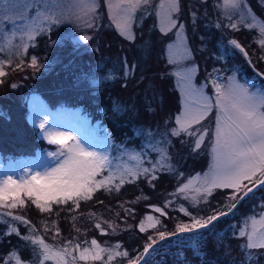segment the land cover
<instances>
[{
    "label": "rangeland",
    "instance_id": "374dc122",
    "mask_svg": "<svg viewBox=\"0 0 264 264\" xmlns=\"http://www.w3.org/2000/svg\"><path fill=\"white\" fill-rule=\"evenodd\" d=\"M95 2L97 7L91 16H82L80 19H77L76 16L78 14V9L76 7V0H33V3L37 5L38 10L41 13L58 17L61 22L49 25L47 21H42L41 18H37V7H33L28 12L25 20H17L15 24L7 22L0 23V66H2L4 72V75L0 76V87H2L0 95H6L11 98V96H18L19 93H23L22 97L28 105V120L36 129V133L39 134L41 139H44L45 142V146H41L40 149L35 151L34 157L32 158H18L9 162H1L0 178H6L10 175L14 179L20 180L25 172L31 171L32 174H35V172L38 171L42 172L45 167L55 166V158L50 156L49 153L52 151H58L59 146L50 144L47 137V132L49 131L48 129H51L49 128V124L51 122V116L53 115L50 117L45 115L40 119L37 112L33 108L35 103L41 108H44L45 106V102L36 92L42 85L40 79L35 80V82L30 81V90L23 91L21 87L22 83L19 88L17 86L18 81L20 80L21 82L22 76L19 77L17 74L14 76L8 75L10 72H14L19 69L15 66L17 63L19 66L21 63L25 65L29 61L33 67H36L39 64H51L52 66L64 64L61 62L62 59H60L61 55L63 56L62 51L61 54H56L53 60L48 63H44L48 60L47 58L42 59L43 56H37L34 52H31L35 47H38L41 42L44 44V46H42L43 49L50 48L52 50V48L57 44L61 46L66 42L72 44L73 48H82L87 47V45H90V43L98 39L109 41L112 36L109 34L114 32L118 33L122 37V40L127 44L128 48L136 46L135 48L138 49L137 45L140 46L141 44L138 43L134 45L138 36L137 31L139 28L141 30L145 29L146 23L150 21V35L151 30L157 31V34L159 35L158 39L163 42L162 44L164 47L159 50L163 55V59H165L164 63L167 62L169 65L168 71L175 77L176 86L181 95V107L174 115L167 116L165 120L162 121L161 124L156 125L155 128L151 130H142L141 128L137 129L136 134L140 136V144H131L127 140L122 141V138L117 135H113L111 133L112 130L108 128V125L104 123V119L102 118L93 122L91 117L84 114L80 108L68 110V117L80 123L85 133L88 132V134L92 136L95 141L102 142V144L98 146L102 150L101 153L107 154L109 159L112 161L113 171L116 173L117 179L110 191L98 189L95 193H93L90 200L80 201L79 207L70 201L68 204L64 205L54 204L51 211L46 213L40 211L31 201L26 200L25 205L21 208L5 210L12 211L14 216H23L29 223L21 224L20 222L12 221L11 218L7 216L0 217V264H5V261H7V264H15V259H8L13 252H16L21 257L24 264H35L32 261H27L23 258L25 257L22 252L23 241H20V239L21 236H23V232L21 230L25 227L29 233H32L31 235L43 237L45 243L52 246L53 252L67 246L71 251V255L67 256L65 259L71 261L72 257L75 256L77 259L74 264H96L97 261H85L79 259V254L82 249L94 247L91 244L92 240H96L97 244L102 248L114 249L117 252L126 251L129 253L128 257L114 256V258L109 262L108 253L105 252L102 253L103 259L99 260L100 262L102 261L105 264L124 262L125 264H128L131 252L124 248L122 244L102 241L99 235H91V229L94 228V223L95 225H100L99 228L102 232L105 231V229H103L104 225L115 231V233L122 231L124 227L120 226L117 214L114 212L115 217L112 218L109 216L105 208H88L86 206H89L92 200L102 194H107L111 197L116 194L124 195L130 188L138 187L142 184H147L148 188H138L137 195L131 196L129 199L123 197L119 205L120 207L133 211L132 208H129V206L126 205L129 204L132 207H135L137 211L143 212L140 217V223L144 224V226H149L150 222L147 219L149 216L158 219L161 223V217L163 214L166 215L169 214V212L175 213V210H177L180 215H186L185 221L182 220L183 218L180 219L181 224H190L192 222V217L197 219L201 218L202 212L198 211L200 208H210L214 206V202L216 204L221 203V201L217 199L219 189L214 190L212 194L207 197L206 202L203 198V193L197 194L195 192V189L202 187V184L194 178L199 176L202 180L205 174L209 173V170L212 167L213 158L211 145L208 137H205L204 143L197 149L194 146L195 137L189 136L185 133H181L179 136L173 135L172 130L179 128V125L176 123V117L184 113L186 105L194 106L197 101L200 100V95L196 94L197 90H199L202 95L212 97L214 103L215 88L212 85L213 80L224 84L227 82V77L235 76L238 83L248 86L251 91L259 90L261 93H264L263 87L259 85L252 86L249 82L243 80L237 71H232L229 74L221 72L214 75L210 81L198 83L196 80L198 76L197 59L195 58L193 49L189 43L188 27L184 21L182 24H179V12L171 13L172 18L176 20L177 26L171 30H167V21L164 18L168 15L170 0H149L147 4H141V6L133 13L131 30L127 34L121 33V31L116 27V21L113 19V13L109 9V0H95ZM113 2H115V0H113ZM193 2L198 5L195 8L192 7L191 9V6H189V12H192L193 21L197 17L198 21L202 22L203 20L204 23L208 21L216 25L219 24V27L221 28L220 30L225 33L224 36L229 35V31H235L237 29H245V31L252 33L253 38L250 40V54L248 53L245 44L239 41L236 36H230L228 39L229 42L226 46H224V48L227 50L229 57L231 56L241 63H244L245 60L247 61L251 70L254 69L255 71V74L251 75L253 78L260 79L264 76L260 74L261 71L259 72V69L256 66L258 59L260 61H264V46L259 43L260 39H264V36L260 33L259 27L261 24H264V0H239L240 7L238 9L225 8L224 0H192L191 4ZM252 2H255L257 6H254ZM161 3L165 4L164 8L160 7ZM201 4L204 7L208 6V9L202 7ZM10 7L11 5L8 3L0 2V10L7 11ZM179 8L181 9V0H179ZM0 14H2V12H0ZM106 14L111 19V22L104 20ZM32 21H35V25L42 30L35 32L33 34V38L29 40L25 34L27 31L25 25ZM232 23L237 25L235 29L230 27V24ZM248 24H255L256 27L249 28L247 27ZM181 26H183V28H181ZM196 29L197 25L195 26V30ZM13 30H15L14 35ZM84 36H88L90 39L85 41L83 39ZM149 36L145 40H148ZM232 40L237 41L247 51L248 55L245 56L239 48H236L233 44H231L230 41ZM143 47L142 50L144 51L140 54L138 53V50L126 51L131 54L130 57L135 59L142 55V53L146 58L150 57L147 55L155 53L153 45L149 41H147ZM185 49L190 52V55L186 59L180 60L178 63H172L171 61L176 59L175 54L177 51L183 52ZM67 55L69 56L71 53L68 52ZM158 56L160 57L161 55L159 53L154 55L155 58ZM222 57H226L225 52H223ZM33 58L36 60L35 65L32 64ZM53 62L54 64H52ZM145 67L148 68V64L142 66L141 69H145ZM108 70L101 74V77L97 78L96 81L101 82L103 80H107L108 78L111 79L113 76L120 75L123 71L127 72V74H132L134 73L135 65L133 64L131 69L125 66V68L121 69V73L120 70L116 73H114L113 70ZM177 72H179L180 75H177ZM248 72L250 73V71ZM28 77L29 78L27 79L33 80L31 79L33 78L32 76L28 75ZM22 82H24V86L28 84L24 80H22ZM114 108L124 110L118 102L114 105ZM49 109L53 110L51 108ZM60 109L58 108L55 111L58 112ZM216 114L217 109L213 108V111L209 113L208 117L205 118V121H201V125L204 127H208L210 125L214 129V118ZM42 122H46L43 129L40 128V123ZM112 123H114V121ZM117 126L119 127L120 125ZM199 127L200 125H192L193 129H198ZM54 129L56 128H53V130ZM56 131H58V129H56ZM59 131L61 132V127ZM149 133H151V135H149ZM88 134L82 135H86L88 137ZM79 136L80 134L76 133V140H79L89 151H93V148H90L89 141L85 140L83 136L82 138H78ZM66 142L72 143V141ZM153 148L160 149V151H153ZM133 157H137V159H133ZM153 166H155L154 172L150 171L147 175L143 173V168H152ZM129 168L139 170L140 174L136 176L125 175V183L120 186L119 190H116L115 183H119L120 174ZM107 174L108 171L106 169L104 175ZM163 176L171 178V181H173L171 182L172 185L167 184V186L164 187L156 186V182ZM100 178V176L97 177V179ZM189 180H193V184L190 188L184 193L179 192V188L183 187L184 184H187ZM260 187L261 186L258 185L248 195V208L251 207V210L248 211V208H246L243 210L247 211L245 215L236 216V214L240 211L239 209L235 212V214L229 216L225 231L222 232V234L227 232L232 235L229 242V248L237 252H242L245 255H249L250 253L258 255L264 251V249H248L246 247H241L242 245H246L247 237L239 236V230L244 226L246 221L250 227V217L255 216L258 220L260 215L264 214V198L258 196L260 194L258 192ZM223 190H226L228 195H230L233 191L232 189ZM197 200L199 203L196 202ZM221 200H224V206L227 207L230 203H232L228 197H224ZM241 200H239V202ZM239 202H237V204ZM245 203H247V200ZM82 206L86 207L88 210L86 216L70 219L67 216H60V213L56 212L59 209H67V207H70L71 211L77 210ZM181 208H184L185 211H181ZM157 209H159V211H157ZM30 210L33 212V216H31ZM45 215H50V218H47ZM231 217L235 219L231 220ZM94 219L95 222L91 225V222ZM72 224H77L80 231L68 229V234L65 233V238L69 236L70 231H74L77 237L76 241L72 242L67 240L64 243L56 242L59 241V239H56L55 236L57 234L62 235V230H65ZM11 227H16L19 235H5ZM83 228L86 230L84 231ZM46 239L48 242H51V244L48 243ZM77 244L80 245V248L78 249L74 248ZM40 254H42V249ZM41 260L45 261L43 259V254ZM149 260H151V258H149ZM51 261L52 264H57L56 260Z\"/></svg>",
    "mask_w": 264,
    "mask_h": 264
},
{
    "label": "trees",
    "instance_id": "16d2710c",
    "mask_svg": "<svg viewBox=\"0 0 264 264\" xmlns=\"http://www.w3.org/2000/svg\"><path fill=\"white\" fill-rule=\"evenodd\" d=\"M191 2L192 0H181L178 21L179 24H182L184 21L188 27L189 43L198 63L197 82L210 81L218 73L224 72L225 74H229L232 71H237L243 80L253 78L251 75H254L255 71L254 69L251 70L247 61L245 60L244 63H241L237 59L229 57L227 50L224 48L229 42L230 36H236L239 41L245 44L250 54L252 33L245 31V29H237L229 31L230 34L224 36L225 33L214 23L208 21L204 23L203 20L202 22L198 21L197 17L193 21L192 12H189V6H191V9L198 5L195 2L191 4ZM252 3L254 6H257L255 2ZM201 6L204 7L202 4ZM204 8L208 9V6ZM104 20L111 22L107 14ZM150 25L151 22L148 21L145 29H138L137 40L134 44L140 43L143 47L149 41L153 45L155 53L147 55L150 56L148 58L143 53L136 59L130 57L131 54L127 53L126 50H138L140 54L144 51L141 45H137L138 49L135 48L136 46L128 48L118 33L111 32L109 35L112 36L109 41L98 39L87 45V47L82 48H73L72 44L66 42L61 46L57 44L52 50L50 48L43 49L42 46L44 44L41 42L31 52H34L37 56H43L42 59L47 58L48 60L44 63H48L53 60L56 54H61L62 51L63 56L61 55L60 59H62L61 62L64 64H57L56 66L39 64L36 68L31 66L29 61L25 65L21 63L18 66L17 63L15 66L19 69L10 72L8 75L14 76L17 74L19 77L22 76L21 82L19 80L17 86L19 88L22 83L21 87L23 91L30 90V81L35 82V80L40 79L42 85L37 89L38 91H34L40 94L51 108L64 106L78 107L84 114L89 115L93 122L100 118L104 119V123L112 130L111 133L122 138V141L127 140L131 144H140V136L136 134L137 129L151 130L156 125L161 124L167 116L174 115L181 107V95L176 86L175 77L168 71L169 65L167 62L164 63L165 59H163V55L159 50L164 47L163 42L158 39L159 35L157 31L151 30L150 35ZM196 25L197 29L195 30ZM148 36V40H145ZM68 52L71 55L68 56ZM223 52L226 53L225 58L222 57ZM156 53H159L161 56L155 58L154 55ZM133 64L135 65L134 73L127 75H125V71L121 73L122 68L127 66L131 69ZM147 64L148 68L141 69L142 66ZM256 66L259 72L264 73V61L258 59ZM108 69L113 70L114 73L120 70L121 74L113 76L111 79L108 78L107 80L97 82L96 79L100 78L101 74L105 73ZM27 74L32 76L33 78L31 79L33 80L27 79L29 78ZM22 80L28 84L24 86ZM254 80L255 84L257 83L264 88V76L260 79L254 78ZM1 90L2 87H0V92ZM22 95L23 93H19L18 96H11V98L6 95H0V160H7L11 157H27L33 155L41 146H45L44 140L36 133V129L28 120V105ZM117 102L124 110L114 108ZM113 121L114 123H112ZM117 125L120 126L118 127ZM171 182H173L171 178L163 176L156 182V186L164 187L167 184L172 185ZM141 187L148 188V185L142 184L141 186L130 188L124 195L116 194L111 197L107 194H102L92 200L91 204L86 207L105 208L112 218L115 217V212L120 226L124 228L122 231L115 233V231L104 225L103 229L105 231L102 232L95 225L94 219L91 222V225L94 223L91 235H99L102 241L122 244L124 248L131 252V259H135L139 254L141 256L144 253V247L152 240H156V244L153 245L147 255L143 256L140 264H264V251L258 255L250 253L249 255H252L253 259L249 261L247 259L249 255L229 248L232 235L227 232L222 234L225 231L229 216L235 214L239 209L240 211L236 216H243L247 213V211L243 210L248 208V196L244 197L236 205V208L229 212L228 207L224 206V200H221L224 197L227 198L229 195L226 190L219 189L217 199L221 203L216 204L214 202V206L206 209L200 208L198 211L202 212V217H207L214 212L220 211L227 213V215L220 217L206 229L180 233L178 225L181 224V218H183V221L186 220V215H180L175 210V213L169 212V214H163L161 223L156 225L155 228L144 226L147 230L141 231L140 217L143 212L137 211L135 207L129 204L126 205L132 208L133 211L119 205L123 197L129 199L131 196L137 195L138 188ZM263 188L260 187L258 190L260 193L258 196L261 198H264ZM246 200L247 203H245ZM86 207L82 206L72 211L70 207H67V209H59L56 212H59L60 216H67L73 219L75 217L86 216L88 213ZM250 210L251 207L248 208V211ZM30 213L33 216L31 210ZM45 216L50 218V215ZM55 216L57 217L56 214ZM230 219L234 220L235 218L231 217ZM72 225L62 230V235L57 234L55 236L56 239H59L56 242L76 241L77 237L74 231H70L69 236L65 238V233L68 234V229L80 231L77 224ZM83 230L85 231L86 229L83 228ZM21 231L23 232V236H21L20 241H23L22 252L25 255L23 258L35 264H52L51 260H41L42 254H40L41 249L38 245H32L30 241L23 239L24 236H29L32 233H29L26 227ZM159 232L166 233L163 240L159 239ZM169 233L176 234L168 235ZM46 241L48 242L47 239ZM48 243L51 244V242ZM96 264L105 263L97 261ZM115 264L125 263L116 262Z\"/></svg>",
    "mask_w": 264,
    "mask_h": 264
},
{
    "label": "snow or ice",
    "instance_id": "6c2138e0",
    "mask_svg": "<svg viewBox=\"0 0 264 264\" xmlns=\"http://www.w3.org/2000/svg\"><path fill=\"white\" fill-rule=\"evenodd\" d=\"M11 5L7 11L0 10V23L15 24L17 20H25L28 12L37 7L33 0H0ZM149 0H109V9L113 13V19L116 21V27L123 34H127L131 30L133 13L141 6L147 4ZM78 9L77 19L91 16L97 7L95 0H76ZM161 8L165 7L161 3ZM225 8L238 9L240 7L239 0H224ZM180 11L179 0H170L168 7V15L164 18L167 21V30H171L177 26L176 20L172 18L171 13ZM37 18L47 21L49 25L60 23L58 17L45 15L38 10ZM68 18V17H66ZM243 19V17H242ZM90 26V25H88ZM220 25L217 24V27ZM235 29V23L230 24ZM247 27L254 28L255 24H248ZM260 33L264 36V24L260 26ZM27 29L26 35L29 40L33 38V34L40 31L35 21L25 25ZM183 28V26H181ZM15 30H13V35ZM131 38V37H129ZM85 41L90 37L84 36ZM236 48L247 56V51L235 40L230 41ZM259 43L264 46V39H260ZM171 47V46H169ZM176 59L172 63H178L180 60L186 59L190 52L185 49L183 52L177 51ZM32 64H36L35 58ZM4 75L2 66H0V76ZM127 75V72L125 73ZM177 75H180L177 72ZM264 75V73H261ZM224 84L216 80L212 81L215 88V99L210 96L202 95L199 90L196 94L200 95V100L196 105H186L185 111L176 117L178 129H173L172 134L179 136L185 133L195 137L194 146L198 149L208 137L211 145V153L213 158L212 167L209 173L205 174L203 179L195 177L196 181L201 182L202 187L196 188L197 194L203 193L205 202L207 197L216 189H232V193L228 199L232 201L228 205L229 212L236 208L237 202L248 196L258 185L264 187V93L259 90L251 91L248 86L240 84L236 81L235 76L227 77ZM217 109L214 118V129L209 125L204 127L201 121H205L209 113ZM46 122L40 123V128H44ZM200 125L198 129H193L192 125ZM214 133V135H213ZM151 135V133H149ZM47 137L50 144L58 145V151H52L50 156L55 158V166L45 167L42 172L31 171L25 172L20 180L14 179L12 176L0 178V217L7 216L12 221L28 224L23 216L13 215L12 211L25 205L26 200L31 201L40 211L50 212L52 206L64 205L72 202L79 207L80 201L90 200L93 193L98 189L111 190L117 179L116 173L113 171L112 161L105 153L89 151L79 140L72 137L69 132L48 131ZM66 141H72L67 143ZM153 151L160 149L153 148ZM137 159V157H133ZM107 169L108 174L104 175ZM147 175L152 168L145 167L142 169ZM139 170L127 169L119 176V183H115L116 190L125 183V175H139ZM100 176V179L97 177ZM193 184V180H189L187 184L179 188V192H186ZM199 203V201H196ZM185 211L184 208L180 209ZM159 211V209H157ZM190 215V214H189ZM227 213L220 211L214 212L207 217L199 219L192 217L190 224L178 225L180 233L193 232L199 229H206L220 217L226 216ZM149 227L155 228L160 223L158 219L152 216L148 218ZM251 225L249 227L246 221L244 226L239 230L240 237H247L246 247L248 249H264V214L260 215L257 220L255 216L250 217ZM98 228L99 224L96 225ZM141 231H146L144 224L140 225ZM17 234L16 227H11L5 235ZM169 233L168 235H175ZM159 239L165 238V232H159ZM24 240L30 241L32 245H39L42 249L43 259L56 260L57 264H74L77 259L72 257L71 261L66 260L71 255V251L66 246L53 252L52 246L45 243L41 236L29 235L24 236ZM93 248H84L80 251V260L99 261L103 259L102 253H108V261L110 262L114 256L128 257V252H117L114 249L102 248L97 244L96 240H92ZM156 240H152L144 247V253L135 259H129L128 264H140L143 255H147ZM195 246V245H194ZM119 247V246H117ZM74 248H80L77 244ZM9 260L15 259V264H24L21 257L13 252L8 257ZM249 261L253 259L252 255L247 257ZM7 264V261H5Z\"/></svg>",
    "mask_w": 264,
    "mask_h": 264
},
{
    "label": "bare ground",
    "instance_id": "6f19581e",
    "mask_svg": "<svg viewBox=\"0 0 264 264\" xmlns=\"http://www.w3.org/2000/svg\"><path fill=\"white\" fill-rule=\"evenodd\" d=\"M34 105L35 106H33V108L37 112V115L39 116L40 119L43 118L45 115H47L48 117L51 116V113L49 112V110L46 107L41 108L36 103ZM67 114H68V111H66V110H63V109L58 110V112H56L53 116H51V120H50L51 122L49 124V126H51L50 127L51 129H48V130L49 131H56V129H58V131H59L60 127H61V132L72 133V132L76 131L78 134H85V131L81 127L80 123H78L75 120H73L72 118L68 117ZM53 128H56V129L53 130ZM88 139H89V141L96 142L97 144L102 143L101 141L100 142L95 141L92 136H88ZM93 151L100 152L101 150H99L98 148H95V149H93Z\"/></svg>",
    "mask_w": 264,
    "mask_h": 264
}]
</instances>
